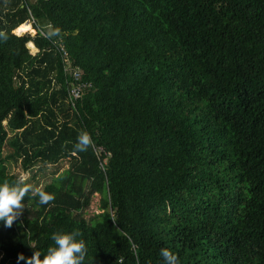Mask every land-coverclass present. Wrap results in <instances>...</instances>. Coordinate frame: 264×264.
I'll return each instance as SVG.
<instances>
[{
    "label": "trees",
    "instance_id": "16d2710c",
    "mask_svg": "<svg viewBox=\"0 0 264 264\" xmlns=\"http://www.w3.org/2000/svg\"><path fill=\"white\" fill-rule=\"evenodd\" d=\"M61 159L54 199L0 222V264L60 231L82 264H264V0H0V181Z\"/></svg>",
    "mask_w": 264,
    "mask_h": 264
},
{
    "label": "clouds",
    "instance_id": "9594fccd",
    "mask_svg": "<svg viewBox=\"0 0 264 264\" xmlns=\"http://www.w3.org/2000/svg\"><path fill=\"white\" fill-rule=\"evenodd\" d=\"M59 32L56 27L50 28L46 36L52 37ZM92 143L90 134L81 131L74 144V150L84 151ZM29 191H35L38 195V203L46 205L48 201L54 199L53 194L41 189H34L30 183L24 182L23 178H17L13 182L7 180L0 181V222L4 227H10L14 220L21 215L22 200ZM78 233L75 231H60L53 233L51 239L53 245L47 248L41 258V252L34 250L31 256H25L22 252L17 254V262L24 260L25 264H82L85 257V242L77 239ZM164 264H178L177 256L174 252L166 248L160 250Z\"/></svg>",
    "mask_w": 264,
    "mask_h": 264
},
{
    "label": "rangeland",
    "instance_id": "374dc122",
    "mask_svg": "<svg viewBox=\"0 0 264 264\" xmlns=\"http://www.w3.org/2000/svg\"><path fill=\"white\" fill-rule=\"evenodd\" d=\"M44 29H47L46 26H43ZM31 51H34V48L31 47ZM68 166V162L64 159H61L57 163L47 164L44 168L37 169V166H32L25 173H23V177H31L32 184L35 185L34 189L41 188L46 182L50 181L51 178L65 169ZM9 169L12 171H21L20 164L14 163L11 161L9 163ZM99 202H100V194L98 192H93L90 195V200L88 205L82 210L83 216L88 219L93 213L99 211Z\"/></svg>",
    "mask_w": 264,
    "mask_h": 264
},
{
    "label": "built area",
    "instance_id": "2783aa9c",
    "mask_svg": "<svg viewBox=\"0 0 264 264\" xmlns=\"http://www.w3.org/2000/svg\"><path fill=\"white\" fill-rule=\"evenodd\" d=\"M43 32V31H41ZM62 49V54L63 57L66 58V51ZM64 70L71 76V80L69 82V87H68V96L67 100L74 105L77 99L81 95V90H82V83L79 82L80 78V70L76 67H71L69 62L66 60L65 65H64Z\"/></svg>",
    "mask_w": 264,
    "mask_h": 264
}]
</instances>
